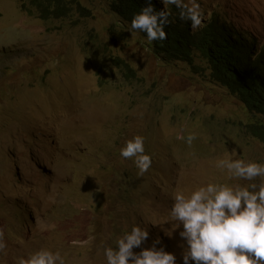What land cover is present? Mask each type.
Instances as JSON below:
<instances>
[{
  "label": "rangeland",
  "instance_id": "rangeland-1",
  "mask_svg": "<svg viewBox=\"0 0 264 264\" xmlns=\"http://www.w3.org/2000/svg\"><path fill=\"white\" fill-rule=\"evenodd\" d=\"M67 1L69 17L44 21L20 0H0V264L40 249L65 264H106L105 247L134 224L149 230L144 247L159 237L181 264L173 197L210 182L259 184L216 167L264 163V144L245 130L255 114L201 71L199 53L197 68L171 61L131 34L110 0ZM198 2L203 23L217 13L264 49V0ZM138 135L152 157L143 175L120 155Z\"/></svg>",
  "mask_w": 264,
  "mask_h": 264
},
{
  "label": "clouds",
  "instance_id": "clouds-1",
  "mask_svg": "<svg viewBox=\"0 0 264 264\" xmlns=\"http://www.w3.org/2000/svg\"><path fill=\"white\" fill-rule=\"evenodd\" d=\"M162 10H156L152 0L134 14L129 32H142L149 42L167 38L165 27L170 23V7L179 9V18L188 22L193 31L204 27L205 14L198 0H161ZM177 139H184L178 136ZM195 139L189 134L185 142ZM121 157L135 158L138 175L146 173L152 157L146 154L144 138L135 136L120 149ZM236 155V150H232ZM229 178L254 181L259 184L229 185L208 183L189 195L182 192L173 197L169 217L178 222L180 238L185 242L181 264H264V163L242 159H220L216 163ZM148 228L134 224L116 241V247H105L106 264H177V256L165 250L157 237L151 246ZM6 245L0 237V253ZM139 249V251H135ZM17 264H65L60 253L40 249L27 258H17Z\"/></svg>",
  "mask_w": 264,
  "mask_h": 264
},
{
  "label": "trees",
  "instance_id": "trees-1",
  "mask_svg": "<svg viewBox=\"0 0 264 264\" xmlns=\"http://www.w3.org/2000/svg\"><path fill=\"white\" fill-rule=\"evenodd\" d=\"M21 8L29 15L44 21L51 17L66 18L72 13L67 0H20ZM112 11L125 23L131 25L145 0H110ZM156 10L164 7L160 0H152ZM170 23L166 25L167 38L152 41L158 55L171 61H180L195 67V52L206 62L213 80L236 96L251 114H255L246 125V132L264 144V49H258L256 40L247 33L220 20L212 14L210 21L199 31H193L188 22L179 18V9L169 8ZM144 34V33H143ZM145 35V34H144ZM115 63L125 72L126 78L135 77L130 64L118 58ZM204 69V70H203ZM199 70V69H196Z\"/></svg>",
  "mask_w": 264,
  "mask_h": 264
}]
</instances>
